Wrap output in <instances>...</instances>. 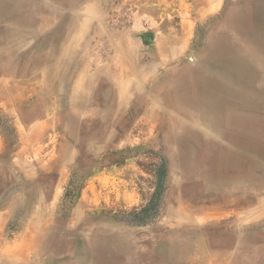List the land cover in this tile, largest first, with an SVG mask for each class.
Returning <instances> with one entry per match:
<instances>
[{
	"label": "rangeland",
	"instance_id": "obj_1",
	"mask_svg": "<svg viewBox=\"0 0 264 264\" xmlns=\"http://www.w3.org/2000/svg\"><path fill=\"white\" fill-rule=\"evenodd\" d=\"M263 61L264 0H0V263L264 264Z\"/></svg>",
	"mask_w": 264,
	"mask_h": 264
},
{
	"label": "bare ground",
	"instance_id": "obj_2",
	"mask_svg": "<svg viewBox=\"0 0 264 264\" xmlns=\"http://www.w3.org/2000/svg\"><path fill=\"white\" fill-rule=\"evenodd\" d=\"M240 8L239 9H236V8H234L233 6H232V8H234L233 10L231 9V10H229V12H228V14L225 16V18H224V20L226 21V22H231L233 19H235V21L237 22V24H240V25H243V24H246L247 22H248V11L251 9V8H249V7H241V6H239ZM235 14H237V17H234V15ZM248 18V19H247ZM213 42V41H212ZM212 50V49H211ZM75 51V50H74ZM121 61V60H120ZM122 62V61H121ZM120 62V63H121ZM264 62V61H263ZM247 66V65H246ZM251 67V66H250ZM257 73V72H256ZM255 74V73H254ZM120 75V74H119ZM241 75V74H240ZM256 75V74H255ZM119 77V76H118ZM106 78V77H105ZM109 78V77H108ZM111 79V78H110ZM181 79V78H180ZM119 80V79H118ZM175 80V79H174ZM121 81V80H120ZM181 81V80H180ZM110 82V81H109ZM190 82V81H189ZM262 82H263V80H262ZM176 83L178 84V82H177V80H176ZM175 84V83H174ZM179 84L180 85H182V84H186V80H184V81H181V82H179ZM112 86V85H111ZM260 86V85H259ZM178 87V86H177ZM180 87V86H179ZM185 88V87H184ZM122 89V88H121ZM125 89V88H124ZM195 89V88H194ZM205 92H207L206 90H205ZM119 93V92H118ZM174 94V93H173ZM207 94V93H206ZM119 95V94H118ZM176 95H177V93H176ZM182 95V94H181ZM183 97V96H182ZM161 99V98H160ZM178 100V99H177ZM169 101V100H168ZM179 101V100H178ZM177 101V104L179 103ZM165 103V102H164ZM183 103V102H182ZM181 104V103H180ZM123 105V104H122ZM181 106H183V105H181ZM186 106V105H185ZM73 112H74V110H72ZM74 114V113H73ZM238 115H240L241 116V114H238ZM76 116V115H75ZM234 116H236V115H234ZM233 116V117H234ZM242 116H244V115H242ZM241 116V117H242ZM238 117V116H237ZM241 117H239V118H241ZM245 117V116H244ZM232 118V117H231ZM234 119V118H233ZM244 119V118H243ZM252 119V118H251ZM254 119V118H253ZM236 120V119H235ZM234 120V121H235ZM256 120V119H255ZM232 121V120H231ZM245 121V120H244ZM243 121V122H244ZM237 122H238V119H237ZM238 124V123H237ZM258 124H259V121H258ZM252 127V126H251ZM255 127H256V124H255ZM255 127H253V128H255ZM249 129V128H248ZM251 129V128H250ZM231 130V129H230ZM173 133V132H172ZM243 133V132H242ZM205 134V133H204ZM246 134V133H245ZM257 135V134H256ZM178 136H180V134L178 135ZM246 136H247V134H246ZM258 137V136H257ZM206 138H207V136H206ZM205 138V139H206ZM218 138V137H217ZM236 138V137H235ZM221 141H222V139H221ZM252 141V140H251ZM246 142V141H245ZM253 143H255V142H253ZM245 145V144H244ZM247 145V144H246ZM227 146V145H226ZM248 146V145H247ZM251 146V145H250ZM253 146V145H252ZM255 146V145H254ZM261 145H259V147H260ZM263 146V145H262ZM257 147V146H256ZM250 148V147H249ZM263 148V147H262ZM240 149V148H239ZM237 150V149H236ZM254 150H256V149H254ZM217 151V150H216ZM239 151V150H238ZM221 152V151H220ZM207 153V152H206ZM231 153H233V152H231ZM238 153V152H237ZM212 154V153H211ZM221 154V153H220ZM219 154V155H220ZM235 154V153H234ZM240 154V153H239ZM238 155V154H237ZM241 156V155H240ZM230 157V156H229ZM232 158H233V156H232ZM234 159V158H233ZM216 161V160H215ZM229 162V161H228ZM234 162V161H233ZM42 184V183H41ZM45 236H46V234H45ZM44 236V237H45ZM99 236V235H98ZM46 240V239H45ZM5 253V252H4ZM61 257V256H60ZM56 258V257H55Z\"/></svg>",
	"mask_w": 264,
	"mask_h": 264
},
{
	"label": "crops",
	"instance_id": "obj_3",
	"mask_svg": "<svg viewBox=\"0 0 264 264\" xmlns=\"http://www.w3.org/2000/svg\"><path fill=\"white\" fill-rule=\"evenodd\" d=\"M93 79L95 78V79H98L99 78V76L98 75H95L94 77H92ZM77 84L79 85V83L78 82H76L75 84H74V87H77ZM77 92H79L78 90H73L72 91V93H77ZM5 257V256H4ZM0 264H5L4 263V261L2 262V263H0Z\"/></svg>",
	"mask_w": 264,
	"mask_h": 264
}]
</instances>
